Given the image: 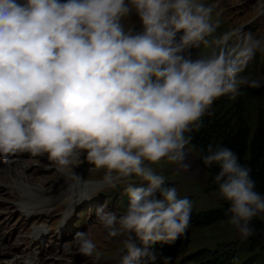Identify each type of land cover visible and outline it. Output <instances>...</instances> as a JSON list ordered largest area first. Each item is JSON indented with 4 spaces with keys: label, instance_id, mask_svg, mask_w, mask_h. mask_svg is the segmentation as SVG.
I'll use <instances>...</instances> for the list:
<instances>
[{
    "label": "clouds",
    "instance_id": "9594fccd",
    "mask_svg": "<svg viewBox=\"0 0 264 264\" xmlns=\"http://www.w3.org/2000/svg\"><path fill=\"white\" fill-rule=\"evenodd\" d=\"M133 11L140 31L121 23ZM211 14L201 0H0V154L46 153L63 171L85 151L106 169V184L144 182L125 186L123 214L97 210L109 237L128 234L121 264L155 261L151 246L174 242L190 224L192 202L150 164L166 158L187 170L185 133L201 126L214 100L264 86L239 75L264 53V40L233 30L209 41L219 27ZM201 43L212 51L192 58ZM203 163L219 166L214 181L229 223L251 236L264 195L250 169L223 145L209 144ZM71 243L85 256L96 249L86 232Z\"/></svg>",
    "mask_w": 264,
    "mask_h": 264
},
{
    "label": "rangeland",
    "instance_id": "374dc122",
    "mask_svg": "<svg viewBox=\"0 0 264 264\" xmlns=\"http://www.w3.org/2000/svg\"><path fill=\"white\" fill-rule=\"evenodd\" d=\"M201 2L212 8V21L214 23L219 21L217 31L220 33L217 37L239 30L241 35L250 32L255 38L264 40V14H257L258 5L264 3V0H201ZM138 18L133 11L124 17L121 23L127 31L133 28ZM235 39L234 36L229 42L233 43ZM211 50V47L203 43L199 47L189 49L192 58L206 55ZM254 62L257 63L259 70V80L264 83L262 69L264 53L257 51L249 63ZM261 90L264 99V86ZM185 153L184 163L190 165L187 170L168 162L166 158L150 166L157 174L165 177V186L176 188L178 197L190 199L193 215L216 206L221 197L217 190H206L208 173L201 166L198 154L189 144L185 147ZM20 158L22 160L17 163L0 167V243L9 251V256L0 255L2 264H7L9 259L19 253L22 254L21 249L32 247L34 251H38L39 245L47 250L46 258L53 260L55 264H113L126 254L125 241L129 238L128 234L109 237L108 230L98 221L97 207L100 205L105 212H113L117 216L123 214L127 208L125 186L129 182L136 185L144 182L138 177L131 176L116 182L115 186L106 184L104 180L106 169H98L90 163L85 151H80L72 165L63 171L57 170L48 160L46 153L32 155L24 152ZM21 164L24 167H21ZM63 178H66L64 184ZM20 182L34 188L33 192L36 195L44 191H51L55 195L47 205L38 204L31 212H27L29 205L22 199L24 193L16 188V185H21ZM73 184L80 186L75 189ZM62 192L65 194H61ZM80 194L93 196L89 200L76 201ZM84 209L88 210L86 219H89L83 227L90 232L93 238L91 240L96 245L91 256L78 254L71 243L75 234L72 222L77 221L78 213ZM181 236L187 242L184 247L180 246L177 255L171 257L170 261L156 257V260L149 261V264H185L203 249L210 250L217 256L227 257L230 264H264V249L251 250L246 238H243L229 221L209 226L189 224L187 231ZM132 239L140 246V240L134 234ZM12 260L15 261L14 264H20L18 257Z\"/></svg>",
    "mask_w": 264,
    "mask_h": 264
},
{
    "label": "trees",
    "instance_id": "16d2710c",
    "mask_svg": "<svg viewBox=\"0 0 264 264\" xmlns=\"http://www.w3.org/2000/svg\"><path fill=\"white\" fill-rule=\"evenodd\" d=\"M141 29L142 25L138 18L132 30ZM219 33L216 28L212 36L206 39L211 41ZM258 72L257 63L254 62L249 63L239 75L259 80ZM261 91V87L241 86L235 98L229 93L215 99L199 121L201 126L199 128L193 126L190 132L185 133L186 136H191L189 145L198 154L201 166L208 173L207 191H219L214 181L220 170L219 166L215 163L210 166L203 163V156L207 155V147L211 144L214 148L221 145L231 148L237 154L241 165L250 169V176L256 183V191L264 195V99ZM228 207L229 202L220 198L216 206L191 215L190 224L209 226L229 221L230 214L226 213ZM250 226L254 233L246 238L248 246L251 250L264 249V213L254 217ZM186 242L187 240L180 236L174 242H157L151 247L156 257L170 261L169 259L177 255L180 246L184 247ZM185 264H230V260L203 249Z\"/></svg>",
    "mask_w": 264,
    "mask_h": 264
},
{
    "label": "bare ground",
    "instance_id": "6f19581e",
    "mask_svg": "<svg viewBox=\"0 0 264 264\" xmlns=\"http://www.w3.org/2000/svg\"><path fill=\"white\" fill-rule=\"evenodd\" d=\"M16 170H18V169H16ZM11 173L13 174V171H11ZM14 181H16V179ZM8 183H10L11 185L13 184L11 182H8ZM20 183H21V185H16L17 186L16 188H18V190H21L22 193H27V192H30L31 190L32 191L35 190L30 185H27L25 182H20ZM74 187L76 188V186H74ZM41 189H43V188H40V190ZM38 190H39V188H38ZM44 195L45 196H40V203L41 204L47 203L49 200V198L47 196L48 194H44ZM1 254H4L5 256H9L8 255L9 254L8 249L3 244L0 243V255ZM22 256L23 257H18L20 262L24 258H29L30 259L29 264L30 263H34V264H42L43 263L42 252L38 254V253L34 252L32 249L28 248V249L23 250ZM14 262H15L14 260L9 259L7 261V264H14Z\"/></svg>",
    "mask_w": 264,
    "mask_h": 264
}]
</instances>
